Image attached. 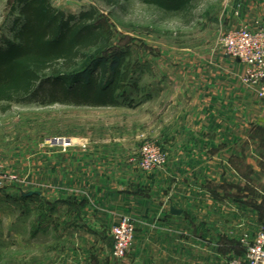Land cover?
Listing matches in <instances>:
<instances>
[{
	"label": "rangeland",
	"instance_id": "rangeland-1",
	"mask_svg": "<svg viewBox=\"0 0 264 264\" xmlns=\"http://www.w3.org/2000/svg\"><path fill=\"white\" fill-rule=\"evenodd\" d=\"M13 1L0 0V50L6 49L5 42L16 41L21 29L22 18L18 10H12ZM50 2L75 16L92 7L99 11L108 45L104 55L106 82L112 79L117 62L124 60L120 105L85 107L57 102L62 96L52 86L45 87L31 103L0 110V182L3 177L14 179L0 188V264H68V252L75 264L106 260L104 253L109 246L105 240L91 248L83 232L76 231L72 258L73 242L70 240L69 246L67 237L52 240L51 231L55 200L66 198L75 204L70 209L60 207V216L71 221L81 218L83 200L94 202L99 173L104 184L112 180L119 187L155 198L154 220L158 225L152 232L157 235L168 210H195V200L181 201V184H188V198L191 194L194 198L196 187L194 167L186 177V169L179 166L183 113L194 110L198 93H206L211 81H231L227 67L234 63L222 54L221 38L234 29H264V0H193V10L187 15L164 12L140 0L114 7L100 0ZM243 73H236L234 81L242 83ZM168 138L175 144L171 150H167ZM192 144L188 162H195ZM146 145L160 148L165 157L163 166L153 171L141 169V150ZM135 175L141 176L139 183L130 181L129 176ZM226 196L213 203L220 215V229L214 236L221 260L212 263L242 258V239L264 229L257 219L250 224L242 216L236 196L232 200ZM123 217L134 219L126 214L114 217L112 228ZM39 227L48 233L40 234ZM105 228L99 235L107 238L108 226Z\"/></svg>",
	"mask_w": 264,
	"mask_h": 264
},
{
	"label": "crops",
	"instance_id": "crops-1",
	"mask_svg": "<svg viewBox=\"0 0 264 264\" xmlns=\"http://www.w3.org/2000/svg\"><path fill=\"white\" fill-rule=\"evenodd\" d=\"M232 62L234 65L227 67L231 81H211L206 93H198L194 110L186 109L183 113L179 131L183 155L179 166L186 169V177L194 167L196 187L194 198L192 194L188 198V184H181L184 191L181 201L195 200V210L179 209L181 215H173L171 209L168 210L157 235L152 232L158 225L154 220L155 198L142 196L122 185L119 187L116 182L111 183L112 180L104 184L99 173L94 183V202L91 198L90 202L83 200L85 211L81 218L71 221L66 215L60 216V207L70 209L75 204L66 198L55 200L52 240L67 237L69 246L71 240L72 258L76 231L83 232L91 248L105 240L109 246L104 253L107 258L97 264H211L212 260H221L218 239L214 236L220 229V215L213 207L214 201L219 202L221 196L228 195L225 198L229 200L236 196L242 206L239 210L242 216L250 224L257 219L264 225V100L251 88L234 81L237 74L244 72V66ZM171 135L169 138L173 137ZM169 138L167 150L175 145ZM193 142L195 162H188ZM98 164L102 163H95ZM129 179L139 183L141 176H129ZM124 214L134 218L136 236L127 257L122 260L113 257L111 228L113 218ZM105 225L108 226L107 238L99 235L106 232ZM48 231L41 227L39 232L44 235ZM67 260L68 264H75L70 262V252Z\"/></svg>",
	"mask_w": 264,
	"mask_h": 264
},
{
	"label": "trees",
	"instance_id": "trees-1",
	"mask_svg": "<svg viewBox=\"0 0 264 264\" xmlns=\"http://www.w3.org/2000/svg\"><path fill=\"white\" fill-rule=\"evenodd\" d=\"M108 7L130 0H100ZM164 12L191 14L193 0H140ZM21 29L15 42L0 50V110L31 103L45 87L54 86L57 102L85 107H116L124 60L109 82L104 80L108 45L99 11L92 7L75 16L55 8L50 0H14Z\"/></svg>",
	"mask_w": 264,
	"mask_h": 264
},
{
	"label": "built area",
	"instance_id": "built-area-1",
	"mask_svg": "<svg viewBox=\"0 0 264 264\" xmlns=\"http://www.w3.org/2000/svg\"><path fill=\"white\" fill-rule=\"evenodd\" d=\"M225 58L244 66L242 84L254 90L258 97L264 100V29L250 31L234 29L227 32L219 43ZM71 145V143H70ZM165 164V157L160 148L146 145L141 150L140 167L145 171H153ZM3 165L0 163V172ZM12 177H3L0 188ZM113 257L124 258L132 247L136 236V223L130 217L121 218L113 226ZM245 247V256L213 264H264V229L253 237L245 236L242 241Z\"/></svg>",
	"mask_w": 264,
	"mask_h": 264
},
{
	"label": "water",
	"instance_id": "water-1",
	"mask_svg": "<svg viewBox=\"0 0 264 264\" xmlns=\"http://www.w3.org/2000/svg\"><path fill=\"white\" fill-rule=\"evenodd\" d=\"M171 213L173 214V215H181V211L180 210H177V209H175V208H172L171 209Z\"/></svg>",
	"mask_w": 264,
	"mask_h": 264
}]
</instances>
